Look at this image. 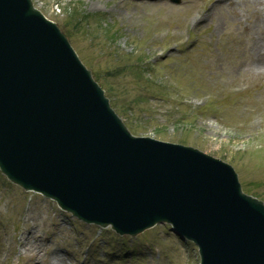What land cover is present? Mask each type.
Wrapping results in <instances>:
<instances>
[{"label":"rangeland","instance_id":"rangeland-1","mask_svg":"<svg viewBox=\"0 0 264 264\" xmlns=\"http://www.w3.org/2000/svg\"><path fill=\"white\" fill-rule=\"evenodd\" d=\"M32 2L133 135L223 160L264 202V65L255 66L264 61V0ZM0 264H199V255L170 226L121 238L0 172Z\"/></svg>","mask_w":264,"mask_h":264},{"label":"water","instance_id":"water-1","mask_svg":"<svg viewBox=\"0 0 264 264\" xmlns=\"http://www.w3.org/2000/svg\"><path fill=\"white\" fill-rule=\"evenodd\" d=\"M0 170L121 235L167 223L200 264H264V203L222 160L133 136L32 0H0Z\"/></svg>","mask_w":264,"mask_h":264},{"label":"bare ground","instance_id":"bare-ground-1","mask_svg":"<svg viewBox=\"0 0 264 264\" xmlns=\"http://www.w3.org/2000/svg\"><path fill=\"white\" fill-rule=\"evenodd\" d=\"M142 1H146V0H142ZM206 1V0H205ZM215 6H219L221 5V0H217V2L214 3ZM203 17V12H200L198 14V16L193 20V21H199L201 18ZM204 21V20H203ZM264 65V61L262 59L258 60V62L255 63V66L260 69L261 66ZM251 66L253 67V65L251 64Z\"/></svg>","mask_w":264,"mask_h":264}]
</instances>
